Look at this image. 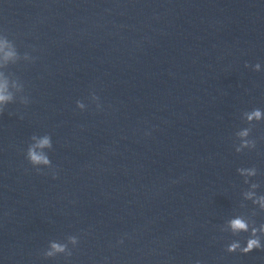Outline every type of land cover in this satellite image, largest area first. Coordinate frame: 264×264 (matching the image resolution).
Returning a JSON list of instances; mask_svg holds the SVG:
<instances>
[{"label":"clouds","instance_id":"1","mask_svg":"<svg viewBox=\"0 0 264 264\" xmlns=\"http://www.w3.org/2000/svg\"><path fill=\"white\" fill-rule=\"evenodd\" d=\"M16 56L14 51H9L5 53L4 61L7 62L9 59ZM3 64H0V67H3ZM260 65L257 64L256 68L259 69ZM15 87L18 91H24V84L18 81H12L8 77L5 76L3 72H0V114L4 113L6 107L9 104L15 103L16 98L14 93L11 91V88ZM98 98V97H95ZM21 103L27 105L30 103L29 97H22ZM77 107L83 108L84 105L77 101ZM246 118L248 121H261L264 119V111L259 108L253 109L251 112L245 113ZM22 118V117H21ZM249 129L244 128L241 130L238 135L240 137H247L249 135ZM31 140L35 141V143L30 144L26 150L25 158L29 162V164L37 170V172L41 171V165L45 166L46 168L52 169V161L49 158L48 154L43 149H48L49 151L53 148L52 138L50 135H45L41 138L36 137L33 135ZM255 147L254 141H249L247 139L242 140L241 147L236 148V152H240L242 148ZM38 149L40 151H38ZM241 175L247 176H255L256 168H239L237 170ZM53 179L56 178V172L53 171L52 173ZM253 188L258 187V184H253ZM247 198L251 199L255 193L248 192L245 194ZM254 204H259L261 209H264V195H259L255 200H253ZM229 232L235 236H240L241 233H247V238L244 240L243 244L241 240L234 239L230 243L226 245L225 251L227 253H241V254H249L254 250H264V223H261L257 226L256 222L253 221L249 223L243 217H235L232 218L229 222ZM69 241L72 244H76L77 237L70 236ZM67 249V244L60 243L57 241H50L49 248L44 252L45 258H52L55 257L58 253H64ZM71 256V253H68ZM199 264V261L196 262Z\"/></svg>","mask_w":264,"mask_h":264}]
</instances>
